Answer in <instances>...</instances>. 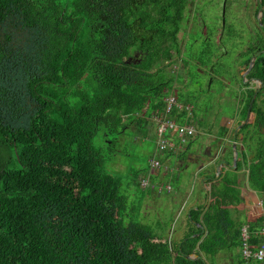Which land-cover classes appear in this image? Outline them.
<instances>
[{
	"label": "trees",
	"instance_id": "obj_1",
	"mask_svg": "<svg viewBox=\"0 0 264 264\" xmlns=\"http://www.w3.org/2000/svg\"><path fill=\"white\" fill-rule=\"evenodd\" d=\"M189 1L0 0V264H208L219 251L230 255V264H259L242 257L239 235L248 223L250 247L264 241L255 232L262 220L257 206L245 204L254 192L264 197V52L247 72L263 87L237 131L234 171H221L208 203L188 211L179 241L128 217L120 180L104 167L102 148L110 149L130 124L154 116L206 124L212 104L200 95L211 91L195 77L208 65L213 74H202L224 87L230 73L221 46L237 51L233 68L238 60L242 70L264 48L261 0L262 24L256 18L244 49L240 30L225 22L218 38L215 25L197 32L195 49L184 54L178 33ZM176 58L183 71L168 69ZM183 74L185 91L176 83ZM252 93H229L231 104L243 106L239 118ZM171 94L192 106L189 117L185 109L167 110ZM226 130L219 127L218 134ZM226 160L231 163V144ZM197 222L204 231L189 237L200 231ZM191 253L201 257H187Z\"/></svg>",
	"mask_w": 264,
	"mask_h": 264
},
{
	"label": "rangeland",
	"instance_id": "obj_2",
	"mask_svg": "<svg viewBox=\"0 0 264 264\" xmlns=\"http://www.w3.org/2000/svg\"><path fill=\"white\" fill-rule=\"evenodd\" d=\"M256 2L257 0H190L187 8L188 15L178 33L181 48L185 49L184 54L187 53L188 49H195L197 45L195 40L199 36L197 32L200 33L202 31L205 34V29L208 26L215 25V36L218 38L217 35L221 33L222 25L225 24L222 22V14L225 16V22L232 23L235 28L240 30L242 35L240 49H244L249 36L253 35L255 30H257L255 22L257 15L255 12ZM236 39L237 41L239 40V38ZM228 40L232 41L230 36ZM225 48L227 53L221 58L225 71L229 70V73L232 74L231 70L233 71L234 69L235 74L237 76L240 75L244 70L238 67V60L235 61L234 68L232 64L237 57V51L232 50L230 46H221V50H225ZM207 66H201L200 71L202 73L206 70L209 73L213 72ZM168 69L173 72L181 71L183 69L182 61L176 58L168 66ZM202 73L197 75L195 79H198L197 85H201V88H207L208 74ZM186 81L187 77L183 74L182 81L176 83L183 85ZM235 84L236 88L234 89H238L239 85ZM197 85L193 83L190 87L198 91L200 88L197 87V89ZM207 89L211 92L207 94L205 92L201 93V99L208 101L210 99L211 104L213 103L214 106L217 104L220 108H212L207 113L205 125L195 126L198 134H196V140L194 139V141H197L195 142L197 146L201 147L203 143H206L209 144L207 145L208 148L215 149L217 141L213 136L217 133L218 117L223 114L227 115L225 111H228V106L233 101L229 93L233 90H227V88L221 87L217 82L211 84L210 89ZM222 89L224 90L218 93ZM182 90L185 91L184 88ZM219 109L220 113L218 112V114L216 111ZM192 124L195 125V122ZM235 124L236 120H234L233 126ZM157 125V120L147 117L141 123L130 124L124 132L115 135L116 139H113L114 142L111 144L110 149L102 148V155L106 159L104 167L120 180V190L127 195L126 214L128 217L152 227L157 234L177 242L182 235L183 228L187 225L186 215L189 208H186V205L188 202L195 196L199 197L198 203H204L207 198L202 181L205 175L192 177L194 167L187 160L188 167L184 171L179 172L174 169V163L178 164V161H173L174 156L172 155L181 151L179 149L182 146L175 151L159 149L157 144ZM206 125L210 130L207 129ZM102 131L94 138V143L97 146L103 143ZM206 132L210 134H206ZM229 133H231V130ZM192 136L188 138H192ZM239 136L241 138V133ZM169 137L172 138L173 135L171 134ZM170 142L173 143L172 139H170ZM225 144L226 149H229L231 144L230 134ZM243 147L247 148V145ZM203 155V153H200V157L204 158ZM225 156L228 157V152ZM153 160H158L159 164L153 165ZM170 166L173 168L170 169ZM234 168L232 167L230 170L234 171ZM244 169L245 167H242L237 171L240 181L244 177ZM143 178L148 180L147 186H142L141 180ZM207 196L209 197V195ZM247 196L246 199L250 206L258 205L257 200L261 196H256L255 192ZM242 211H246V209L244 208ZM235 214L236 212L233 211V215ZM215 258L214 263L208 259V264H230V255L225 251H219Z\"/></svg>",
	"mask_w": 264,
	"mask_h": 264
},
{
	"label": "built area",
	"instance_id": "obj_3",
	"mask_svg": "<svg viewBox=\"0 0 264 264\" xmlns=\"http://www.w3.org/2000/svg\"><path fill=\"white\" fill-rule=\"evenodd\" d=\"M165 101L167 104V110H169L171 107L175 106L177 110H182L185 109L187 111V117L191 115L192 112V106L189 104H183L180 102H177L176 98L174 95H168L165 97ZM154 119L157 120L158 125H157V144L159 149L165 150H173L175 151L178 147L180 148L184 142H186V139L189 136L194 135L197 130L194 124L191 122H183V123H177L173 119L168 118V117H158L154 116ZM173 135V137H169ZM170 139H172L173 143L170 142ZM153 165H158L159 162L158 160H153L152 162ZM142 186H147L148 185V180L147 179H142L141 180ZM257 209L259 210L262 220L260 227L257 231L259 234L264 236V197H260L257 200ZM250 235H251V230L248 225V223H243L240 226V252L242 257L245 259H253L257 261L259 264H264V241L261 242L259 245H257L256 249H252L250 247Z\"/></svg>",
	"mask_w": 264,
	"mask_h": 264
},
{
	"label": "flooded vegetation",
	"instance_id": "obj_4",
	"mask_svg": "<svg viewBox=\"0 0 264 264\" xmlns=\"http://www.w3.org/2000/svg\"><path fill=\"white\" fill-rule=\"evenodd\" d=\"M223 13V12H222ZM222 22L223 23H225V19H224V15L222 14ZM224 25V24H223ZM222 25V26H223ZM245 70V69H244ZM212 73V72H211ZM233 76L234 75H232V74H227L226 76H224L223 77V84H224V88H227V90L229 89V90H233L234 88H236V84L235 83H237V85H239V90L241 89V88H243V89H248V88H252L253 89V93H252V96H253V94H254V92H256V95H257V93L260 91V89H262V87H263V82H262V85H259V82L257 81V80H255L254 78H258V79H260L259 77H256V76H251V75H247V73H246V75H245V77H243L241 74H240V81L239 80H237L236 79V81H234V80H232L233 79ZM212 79H211V76H209L208 75V78H207V81H206V87L207 88H209L210 89V86H211V84H213L214 82L213 81H211ZM261 80V79H260ZM262 81V80H261ZM235 82V83H234ZM180 87H182V88H184V89H186V86L187 85H185V83L183 84V85H181V84H178ZM241 85V86H240ZM197 87H199L200 88V86H196V88ZM198 89V88H197ZM211 90H213V89H211ZM224 90V89H223ZM222 90V91H223ZM238 90V89H237ZM221 91H218V93H220ZM264 92V91H263ZM262 92V93H263ZM256 95H255V97H256ZM252 96H251V98H252ZM254 97V98H255ZM215 107H219L220 108V106H218L217 104L214 106L213 105V103H212V106H211V108H210V110L212 109V108H215ZM248 107H249V104H248V106L246 107V111H247V109H248ZM250 108H251V105H250ZM243 109V106H242V104H230L229 106H228V111L226 112L225 111V113H227V115H225V114H223V115H221V117H218V121H219V124H218V129H219V127H226L227 128V130L225 131V133L224 134H222V135H220V134H218V129H217V133L213 136L214 137V139L217 141V153H220L222 150H223V144L225 143V141L226 140H228V136H229V134L231 135V142H232V139H233V129H234V127L243 119V118H239V113L241 112V110ZM220 113V109L219 110H217L216 111V113ZM232 112V115H230V113ZM218 113V114H219ZM246 116V115H245ZM239 119V121L237 122V120ZM249 119V118H248ZM234 120H236V124L233 126V123H234ZM196 126V125H195ZM233 127V128H232ZM242 128V127H241ZM240 128V129H241ZM197 130V129H196ZM230 130H231V133H229L230 132ZM239 130V129H238ZM237 130V131H238ZM261 131H263L264 132V128L261 126ZM208 133V132H207ZM196 134H198V133H195L193 136H192V138H187L186 139V142H185V144H183L182 145V147H181V149H179V150H181V151H178V152H175L174 153V157H175V161L177 160L178 161V164H180V162L182 161V160H189L188 162L189 163H193V161H195L196 160V157H195V155H196V153H195V151L198 149V146H197V144L195 143V144H193V140L195 139V137H196ZM236 134H237V132H236ZM237 136V135H236ZM240 136L238 135V138H239ZM235 139H236V137H235ZM237 142V141H236ZM239 143H241V141H239ZM202 153L204 154V155H209V156H211V155H213V153L214 152H208L207 151V148H203L202 149ZM216 154V153H215ZM178 164H175L174 163V168L176 169V168H178L177 166H178ZM229 166H230V164H228Z\"/></svg>",
	"mask_w": 264,
	"mask_h": 264
},
{
	"label": "crops",
	"instance_id": "obj_5",
	"mask_svg": "<svg viewBox=\"0 0 264 264\" xmlns=\"http://www.w3.org/2000/svg\"><path fill=\"white\" fill-rule=\"evenodd\" d=\"M206 134H210V133H207L206 132ZM196 140V139H195ZM195 142H197V141H194L193 140V144H195ZM238 143H239V141H238ZM240 144V143H239ZM207 145H209V144H206V143H203L202 145H201V147L200 146H198V149L195 151V153H196V155H195V157H196V160L195 161H193V167H194V172H193V174H192V177H194V176H200V175H205V176H207V178L205 179V181H203V184H204V190H205V188H207V190H208V195H209V189L211 188V183L212 182H214L215 181V179L216 178H218V177H216V164L218 163V161L221 159V158H224L225 160H226V156H225V154H227V152H228V149H226V144L224 143L223 144V150L220 152V153H217V145L215 146V149H213V148H208V146ZM210 145H212V144H210ZM236 145H237V142H236ZM207 146V147H206ZM231 146H232V142H231ZM207 148V151L208 152H214L213 153V155H211V156H209V155H203L204 156V158L203 157H200V153H202V149L203 148ZM237 148V147H236ZM238 151V150H237ZM216 153V154H215ZM237 155H238V153H237ZM171 156V155H170ZM173 156V155H172ZM232 158H233V151H232ZM175 160V157H173V161ZM187 160V159H186ZM186 160H182L181 162H180V164H178V168H176V170L177 171H179V172H181V171H184L187 167H188V162L186 163ZM187 161H189V160H187ZM186 163V164H185ZM231 164L232 163V160H231V163H229V162H227V160H226V163H223V165H222V167H221V171H223L224 172V170L226 171L227 169H231L232 168V166H229L228 164ZM184 164H185V166H184ZM171 168L170 169H172L173 167L172 166H170ZM175 169V168H174ZM213 172H215V176H214V178H211V174L213 173ZM220 176V175H219ZM244 185H246V184H244ZM247 186V185H246ZM248 188V187H247ZM207 190H205V193H206V197H207ZM189 192V191H188ZM190 193V192H189ZM255 194H256V196L258 195L256 192H255ZM260 196V195H259ZM261 197H263V195H261ZM208 200H209V197H208ZM198 201H199V197L198 196H195V197H193L189 202H188V204L186 205V208H196L197 207V204H201V202L200 203H198ZM208 203V201L206 202V200H205V202L203 203V206H205L206 204ZM245 204L246 205H248V206H250V204H248V202H247V199L245 200ZM185 229V227L183 228V230ZM183 230H182V232H183Z\"/></svg>",
	"mask_w": 264,
	"mask_h": 264
},
{
	"label": "water",
	"instance_id": "obj_6",
	"mask_svg": "<svg viewBox=\"0 0 264 264\" xmlns=\"http://www.w3.org/2000/svg\"><path fill=\"white\" fill-rule=\"evenodd\" d=\"M257 1H258L259 6H258V12H257L256 18H257V21L259 22V24H262L261 23L262 4H261V0H257ZM263 52H264V48H261V49L255 51L251 55L247 68L244 71L241 72V75L243 77H245L246 73L252 67L257 55L260 54V53H263ZM254 79L259 82V85H262V81L260 79H258V78H254ZM255 95H256V92H254V94H253V96H252V98H251V100L249 102V107L247 109L246 116L233 129V139H232L233 158H232V163L230 164V166H232L233 168L236 166V158H237V153H238L237 148H236V139H235L236 132H237L238 129H240L248 121V118H249V115H250V105H251ZM223 163H226V160L224 158H221L219 160V162L217 163V165H216V177H219V175L221 174V167H222ZM206 178H207V176H203L202 180L205 181ZM205 190H207V188H205ZM207 195H208V190H207ZM207 201H208V196L206 198V202ZM189 210H190V208L188 209V211ZM196 225H198L200 227V231L192 233L191 235H189V237H193L194 235H197L200 232L204 231L203 226L199 222H197ZM187 257L196 258V257H201V256L199 254L191 253V254H187Z\"/></svg>",
	"mask_w": 264,
	"mask_h": 264
}]
</instances>
